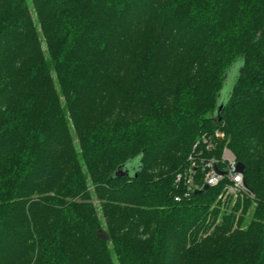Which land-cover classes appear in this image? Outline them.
Wrapping results in <instances>:
<instances>
[{
    "label": "trees",
    "instance_id": "16d2710c",
    "mask_svg": "<svg viewBox=\"0 0 264 264\" xmlns=\"http://www.w3.org/2000/svg\"><path fill=\"white\" fill-rule=\"evenodd\" d=\"M0 264H264V0H0Z\"/></svg>",
    "mask_w": 264,
    "mask_h": 264
},
{
    "label": "built area",
    "instance_id": "2783aa9c",
    "mask_svg": "<svg viewBox=\"0 0 264 264\" xmlns=\"http://www.w3.org/2000/svg\"><path fill=\"white\" fill-rule=\"evenodd\" d=\"M214 136L216 138H223L224 134L217 131ZM214 141L215 139L213 136H203L202 144L205 146L206 151L212 152L215 149ZM200 143L201 141H198L195 144L194 151L198 148ZM201 155L202 153L191 156L185 174H179L176 178L177 183L185 179L187 185L186 196H189L192 192L195 193L197 190H203L206 185L211 188L224 183L223 192L219 197V201L222 208H226L228 206L233 207L239 199L250 195L244 181V175L237 169L238 161L228 148L224 149L221 158H203ZM219 170L225 173L221 174ZM198 171L203 175V187H199V185L195 183L197 180H195V177L197 178L199 175ZM180 199V197L176 198L177 201H180Z\"/></svg>",
    "mask_w": 264,
    "mask_h": 264
},
{
    "label": "water",
    "instance_id": "95a60500",
    "mask_svg": "<svg viewBox=\"0 0 264 264\" xmlns=\"http://www.w3.org/2000/svg\"><path fill=\"white\" fill-rule=\"evenodd\" d=\"M226 78H228V75L226 76ZM220 98L223 100V98H224L223 93L220 95ZM222 100H221V103L219 105V109L217 112L218 114L220 113V111L223 108ZM139 168H140V160L137 159L135 161L129 162L128 164L120 166V168L114 174V177H120V176L131 177L133 174H135V176L137 177V171H139ZM237 169L240 173H243L245 171V165L238 162ZM219 173L224 174L225 172L219 170ZM207 189H209V186L206 185L203 190H207ZM203 190L195 191V195L201 194L203 192Z\"/></svg>",
    "mask_w": 264,
    "mask_h": 264
},
{
    "label": "rangeland",
    "instance_id": "374dc122",
    "mask_svg": "<svg viewBox=\"0 0 264 264\" xmlns=\"http://www.w3.org/2000/svg\"><path fill=\"white\" fill-rule=\"evenodd\" d=\"M235 80H236V76L234 75V74H232V75H230V77H229V79L227 80V82L225 83V87H224V90H223V96L225 97V98H227L228 96H229V93H230V89L232 88V86H233V84H234V82H235ZM229 150V149H228ZM77 151H81V149H80V146L79 145H77ZM230 151V150H229ZM231 152V151H230ZM232 153V152H231ZM233 154V153H232ZM234 155V154H233ZM61 181L60 180H56V181H54V182H51L50 184H49V186L51 187V188H54L55 186H58V185H60L61 183H60ZM94 205L96 206V207H99L100 206V202H98V201H95V203H94ZM100 209V208H99ZM99 211V217L100 218H103V215H102V212H101V210H98Z\"/></svg>",
    "mask_w": 264,
    "mask_h": 264
}]
</instances>
